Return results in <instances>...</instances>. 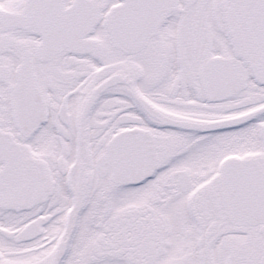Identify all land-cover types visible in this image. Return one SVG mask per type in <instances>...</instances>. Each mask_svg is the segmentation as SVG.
Masks as SVG:
<instances>
[{
    "label": "snow or ice",
    "instance_id": "1",
    "mask_svg": "<svg viewBox=\"0 0 264 264\" xmlns=\"http://www.w3.org/2000/svg\"><path fill=\"white\" fill-rule=\"evenodd\" d=\"M0 264H264V0H0Z\"/></svg>",
    "mask_w": 264,
    "mask_h": 264
}]
</instances>
